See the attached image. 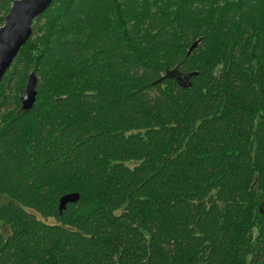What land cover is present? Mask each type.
<instances>
[{
	"label": "trees",
	"instance_id": "16d2710c",
	"mask_svg": "<svg viewBox=\"0 0 264 264\" xmlns=\"http://www.w3.org/2000/svg\"><path fill=\"white\" fill-rule=\"evenodd\" d=\"M0 264H264V0L38 16L0 85Z\"/></svg>",
	"mask_w": 264,
	"mask_h": 264
},
{
	"label": "water",
	"instance_id": "95a60500",
	"mask_svg": "<svg viewBox=\"0 0 264 264\" xmlns=\"http://www.w3.org/2000/svg\"><path fill=\"white\" fill-rule=\"evenodd\" d=\"M55 0H17L13 2L9 13L4 17L0 27V85L13 66L21 49L29 42L33 35L35 19L42 15ZM200 41L195 42L188 50V55L193 53ZM197 73L189 75L171 74L170 76L183 87L190 86V79ZM37 83L35 73L28 77L25 90L21 99L22 111H31L37 102ZM80 200L78 193H69L59 200V210L63 212L69 204H75Z\"/></svg>",
	"mask_w": 264,
	"mask_h": 264
},
{
	"label": "rangeland",
	"instance_id": "374dc122",
	"mask_svg": "<svg viewBox=\"0 0 264 264\" xmlns=\"http://www.w3.org/2000/svg\"><path fill=\"white\" fill-rule=\"evenodd\" d=\"M50 222H53L52 220H50Z\"/></svg>",
	"mask_w": 264,
	"mask_h": 264
}]
</instances>
